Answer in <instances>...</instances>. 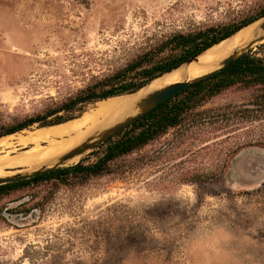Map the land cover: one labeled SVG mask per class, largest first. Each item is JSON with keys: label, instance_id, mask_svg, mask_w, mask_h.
I'll use <instances>...</instances> for the list:
<instances>
[{"label": "rangeland", "instance_id": "rangeland-1", "mask_svg": "<svg viewBox=\"0 0 264 264\" xmlns=\"http://www.w3.org/2000/svg\"><path fill=\"white\" fill-rule=\"evenodd\" d=\"M261 8L264 0H0V135L136 61L140 72L173 59L178 49L159 47L174 35ZM250 50L262 56L264 43ZM253 97L225 90L109 173L4 197L0 264H264V119L244 116ZM113 100L103 113L120 109ZM99 146L59 168L97 162Z\"/></svg>", "mask_w": 264, "mask_h": 264}, {"label": "trees", "instance_id": "trees-1", "mask_svg": "<svg viewBox=\"0 0 264 264\" xmlns=\"http://www.w3.org/2000/svg\"><path fill=\"white\" fill-rule=\"evenodd\" d=\"M263 17L264 8H261L254 15L236 23L174 35L159 47L178 49L179 53L173 59L140 72L136 70L141 61H136L84 88L62 104L47 108L42 113L6 129L0 136L1 138L9 136L33 125H38L40 128L60 125L79 118L91 104L133 94L163 74L178 68ZM233 87L254 92L252 109H244L245 118L253 119V121L264 119V55L258 56L249 51L220 71L192 84L100 144L98 148L103 149V155L97 162L88 165L78 163L71 167L47 171L26 180L1 185L0 202L13 192L30 186L47 183L68 186L75 181L82 183L89 178L109 173V163L148 145L165 135L168 130L178 128L195 109ZM10 210L0 206V220H3V213ZM29 212L30 210L24 211L25 214Z\"/></svg>", "mask_w": 264, "mask_h": 264}, {"label": "bare ground", "instance_id": "bare-ground-1", "mask_svg": "<svg viewBox=\"0 0 264 264\" xmlns=\"http://www.w3.org/2000/svg\"><path fill=\"white\" fill-rule=\"evenodd\" d=\"M260 41L264 43V20L256 21L241 29L230 38L202 53L195 61L163 74L159 79L157 78L158 80L150 82L135 94L127 98H113L120 99L118 101L121 103V107L118 105L120 109L117 112L103 113V109L107 110L115 103V100L108 99L98 103L100 105L93 112L94 114H90V117H81L60 125L24 131L0 138V178L77 162L82 154L69 159L65 158L66 155L77 146L92 142L115 124L136 114L139 111V108L136 107L137 101L173 84L193 81L219 68L226 58L239 52L247 45L257 44ZM18 149L26 150L20 154L12 155ZM22 167H31V169L11 174V170L16 169L19 172L18 170Z\"/></svg>", "mask_w": 264, "mask_h": 264}, {"label": "water", "instance_id": "water-1", "mask_svg": "<svg viewBox=\"0 0 264 264\" xmlns=\"http://www.w3.org/2000/svg\"><path fill=\"white\" fill-rule=\"evenodd\" d=\"M259 20H264V17L259 19ZM259 20H257V21H259ZM254 45H256V44L247 45L246 47L242 48L239 52L234 53L232 56H229L228 58H226L221 63L219 68H217V69H215V70H213V71H211V72H209V73H207V74H205V75H203V76H201V77H199L193 81L179 82V83L173 84L171 86H168L162 90L156 91V92L148 95L147 97L137 101L136 107L139 108V111L136 114L129 116V117L125 118L124 120L120 121L119 123L115 124L113 127H111L110 129L106 130L104 133H102L101 135L96 137L92 142H90V143L86 142V143H83V144L77 146L72 151H70V153H68V155H66L65 158L69 159V158L75 157V156L80 155V154L83 155L87 151H90L93 148H95L97 145L104 143L110 137H112L113 135H115V134L119 133L120 131L126 129L127 127L132 125L134 122H136L137 120H139L140 118H142L143 116H145L146 114H148L149 112H151L152 110H154L155 108H157L158 106L163 104L164 102L168 101L169 99L173 98L174 96L178 95L179 93H181L182 91H184L185 89L190 87L192 84L199 82V81L211 76L212 74H214V73L220 71L221 69L225 68L228 64H230L232 61L238 59L243 54L248 53L249 51H251L250 49ZM200 55L194 57L193 59L187 61L186 63H190V62L195 61ZM186 63H184V64H186ZM60 166L58 165V166H54V167H51L48 169H42V170L34 171L31 173L18 174V175H14L12 177L0 178V186L5 185V184H9V183H13V182H17V181H21V180H26V179H29L31 177H34L36 175H39V174L47 172V171L57 170V169H60L59 168Z\"/></svg>", "mask_w": 264, "mask_h": 264}]
</instances>
